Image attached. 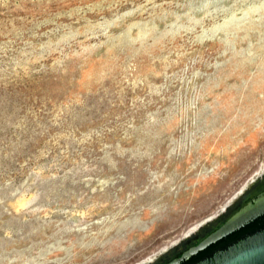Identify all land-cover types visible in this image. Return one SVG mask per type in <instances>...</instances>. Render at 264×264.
<instances>
[{"label": "rangeland", "instance_id": "1", "mask_svg": "<svg viewBox=\"0 0 264 264\" xmlns=\"http://www.w3.org/2000/svg\"><path fill=\"white\" fill-rule=\"evenodd\" d=\"M264 186V0H0V264H164Z\"/></svg>", "mask_w": 264, "mask_h": 264}, {"label": "water", "instance_id": "2", "mask_svg": "<svg viewBox=\"0 0 264 264\" xmlns=\"http://www.w3.org/2000/svg\"><path fill=\"white\" fill-rule=\"evenodd\" d=\"M164 264H264V192Z\"/></svg>", "mask_w": 264, "mask_h": 264}, {"label": "bare ground", "instance_id": "3", "mask_svg": "<svg viewBox=\"0 0 264 264\" xmlns=\"http://www.w3.org/2000/svg\"><path fill=\"white\" fill-rule=\"evenodd\" d=\"M264 192V186L260 189H257L256 191L252 192L251 194L248 195V197L243 201L242 206H245L246 203L250 202L251 200L255 199L258 195H260L261 193ZM236 212V210L234 212H232L228 218L230 216H232L234 213ZM193 244V243H190ZM188 244V245H190Z\"/></svg>", "mask_w": 264, "mask_h": 264}, {"label": "flooded vegetation", "instance_id": "4", "mask_svg": "<svg viewBox=\"0 0 264 264\" xmlns=\"http://www.w3.org/2000/svg\"><path fill=\"white\" fill-rule=\"evenodd\" d=\"M237 210V209H236ZM234 212V211H233Z\"/></svg>", "mask_w": 264, "mask_h": 264}]
</instances>
